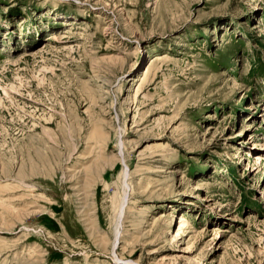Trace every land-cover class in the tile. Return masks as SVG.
<instances>
[{
  "label": "rangeland",
  "instance_id": "1",
  "mask_svg": "<svg viewBox=\"0 0 264 264\" xmlns=\"http://www.w3.org/2000/svg\"><path fill=\"white\" fill-rule=\"evenodd\" d=\"M0 264H264V0H0Z\"/></svg>",
  "mask_w": 264,
  "mask_h": 264
}]
</instances>
